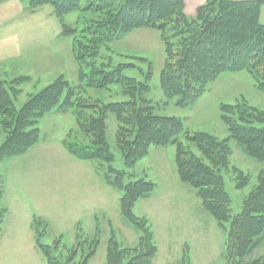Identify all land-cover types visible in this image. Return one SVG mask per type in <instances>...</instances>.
Listing matches in <instances>:
<instances>
[{
	"label": "rangeland",
	"instance_id": "rangeland-1",
	"mask_svg": "<svg viewBox=\"0 0 264 264\" xmlns=\"http://www.w3.org/2000/svg\"><path fill=\"white\" fill-rule=\"evenodd\" d=\"M87 18L82 13H72L65 16L64 23L81 29ZM62 32L63 24L52 6L34 10L24 0H0V78L7 82L30 78L18 86L21 94L15 101L17 109L61 76L71 87L80 85L73 39L61 35ZM109 62L114 67L135 65V69H126L124 75L142 82L150 71L149 98L155 113L177 118L186 129L209 134L219 141L230 138L221 118L222 105L233 106L244 100L264 112V90L245 71L222 74L209 84L207 92L195 104L178 107L179 97L168 98L161 87L166 53L155 29L134 30L109 49H102L97 65ZM83 96L103 104L129 100L118 85L109 90L88 89ZM107 127L114 157L111 167L126 173L125 184L144 179L156 185L132 209L136 218L147 220L153 233L158 251L152 264H231L227 255L228 232L204 209L195 189L180 180L175 148L152 146L149 155L130 169L125 166L117 145L115 115L108 116ZM38 128L40 141L30 151L0 159V264H48L37 245V232L42 234V244L51 247L52 259L61 264H67L70 259L63 247L72 250L79 241L87 243L81 244L77 263L73 264H80V255L83 257L88 252L86 249L92 241H97V247L88 264H106L112 236L123 248H135L142 232L122 213L123 191L109 184V165L80 161L66 149L67 143L77 142L75 134L79 132L73 110L51 112ZM4 141L0 123V148ZM185 144L194 155L203 158L193 145ZM229 144L230 165L221 174L234 217L241 213L244 199L258 185L264 161L247 156L235 140ZM234 168L250 176L249 184L243 189H238ZM58 241L61 245L55 244ZM256 241V249L240 264H260L256 262L264 258V234Z\"/></svg>",
	"mask_w": 264,
	"mask_h": 264
},
{
	"label": "trees",
	"instance_id": "trees-1",
	"mask_svg": "<svg viewBox=\"0 0 264 264\" xmlns=\"http://www.w3.org/2000/svg\"><path fill=\"white\" fill-rule=\"evenodd\" d=\"M24 1L34 10L44 6L54 8L63 24L61 35L73 39L80 85L71 87L61 76L17 109L15 101L21 94L18 86L30 78L20 77L11 82L0 78V123L5 133L0 159L26 154L40 141L38 127L45 116L55 110L66 113L72 109L79 132L75 134L77 142L67 143L66 149L80 161L109 165V184L123 191L122 213L142 232L135 248H123L112 236L106 264H152L158 251L153 233L147 220L136 218L132 209L156 185L144 179L125 184L126 173L111 167L114 157L107 138V120L113 114L118 123L117 145L128 168L145 159L152 146L175 148L180 180L195 189L204 209L228 232V259L231 264H240L256 249V240L264 234V170L258 176V185L244 199L241 213L234 217L221 172L230 165V140L242 146L247 156L264 161V112L244 100L233 106L222 105L221 118L230 138L219 141L209 134L186 129L177 118L155 113L149 98L150 71L142 82L124 75L126 69L136 68L133 64L114 67L109 62L98 66L97 60L102 49H109L134 30L150 28L159 32L165 46L161 87L168 98L179 97L178 107L195 104L207 92L209 84L225 73L245 71L264 90V24L261 22L264 0H207L197 9L195 17L186 15L183 0ZM72 13L88 16L81 29L65 25V16ZM114 85L121 86L129 100L103 104L83 96L88 89L109 90ZM185 142L193 145L203 158L194 155ZM233 172L239 179L238 189L245 188L250 176L237 168ZM226 224H230L229 228ZM41 238L42 234L37 232V245L47 263L61 264L52 259L51 247L44 246ZM82 243L87 242L79 241L72 250L63 247L70 255L67 264L77 263ZM55 244L61 245L59 241ZM96 247L97 241H92L78 263L88 264ZM259 262L264 264V258L256 263Z\"/></svg>",
	"mask_w": 264,
	"mask_h": 264
},
{
	"label": "crops",
	"instance_id": "crops-1",
	"mask_svg": "<svg viewBox=\"0 0 264 264\" xmlns=\"http://www.w3.org/2000/svg\"><path fill=\"white\" fill-rule=\"evenodd\" d=\"M233 1H246V0H233ZM185 5V13L188 17H195L197 14V9L205 4L207 0H183ZM264 5L261 10V22L263 15ZM264 24V22H262Z\"/></svg>",
	"mask_w": 264,
	"mask_h": 264
}]
</instances>
